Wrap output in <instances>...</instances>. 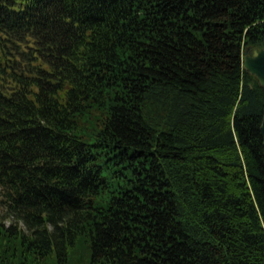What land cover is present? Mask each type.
<instances>
[{
	"label": "trees",
	"instance_id": "16d2710c",
	"mask_svg": "<svg viewBox=\"0 0 264 264\" xmlns=\"http://www.w3.org/2000/svg\"><path fill=\"white\" fill-rule=\"evenodd\" d=\"M264 0H0V264H264Z\"/></svg>",
	"mask_w": 264,
	"mask_h": 264
},
{
	"label": "water",
	"instance_id": "95a60500",
	"mask_svg": "<svg viewBox=\"0 0 264 264\" xmlns=\"http://www.w3.org/2000/svg\"><path fill=\"white\" fill-rule=\"evenodd\" d=\"M243 67L257 79L264 87V46L260 48H245L243 50ZM260 132L263 137V157H264V107L261 116Z\"/></svg>",
	"mask_w": 264,
	"mask_h": 264
}]
</instances>
